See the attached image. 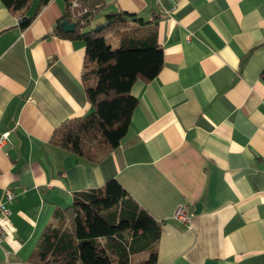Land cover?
Masks as SVG:
<instances>
[{
	"label": "crops",
	"instance_id": "crops-1",
	"mask_svg": "<svg viewBox=\"0 0 264 264\" xmlns=\"http://www.w3.org/2000/svg\"><path fill=\"white\" fill-rule=\"evenodd\" d=\"M103 2L94 24L119 11L157 16L164 62L134 84L126 137L91 165L50 143L64 121L91 111L85 44L52 34L65 0L26 30L0 0V134L9 133L0 203L16 227L0 264H33L54 214L112 179L160 222L156 264H264V0ZM179 206L190 224L174 219Z\"/></svg>",
	"mask_w": 264,
	"mask_h": 264
},
{
	"label": "trees",
	"instance_id": "trees-1",
	"mask_svg": "<svg viewBox=\"0 0 264 264\" xmlns=\"http://www.w3.org/2000/svg\"><path fill=\"white\" fill-rule=\"evenodd\" d=\"M19 16L26 30L52 0H1ZM65 0L63 17L52 34L85 44L82 83L89 100L88 115L68 119L53 132L50 143L97 164L109 156L128 133L138 99L132 88L138 81L150 82L163 67V50L153 20L138 14L112 12L105 16L103 29L94 24L103 0ZM86 11L84 12V10ZM75 23L65 32L62 22ZM154 24V25H153ZM114 37L118 46L108 43ZM264 80V68L261 74ZM160 222L129 198L116 179L104 186L76 194L72 204L54 214V221L40 235L29 260L33 264H156Z\"/></svg>",
	"mask_w": 264,
	"mask_h": 264
},
{
	"label": "built area",
	"instance_id": "built-area-1",
	"mask_svg": "<svg viewBox=\"0 0 264 264\" xmlns=\"http://www.w3.org/2000/svg\"><path fill=\"white\" fill-rule=\"evenodd\" d=\"M72 9L74 16H77V11L80 6L78 0L72 1ZM86 9L84 10V12ZM9 133L0 134V152L3 151L8 142ZM14 198V193L11 190L6 191V199L11 202ZM193 214L188 212L186 206H179L175 213L174 219L183 224H190ZM16 233V227L11 219V210L5 203H0V243L12 237Z\"/></svg>",
	"mask_w": 264,
	"mask_h": 264
},
{
	"label": "water",
	"instance_id": "water-1",
	"mask_svg": "<svg viewBox=\"0 0 264 264\" xmlns=\"http://www.w3.org/2000/svg\"><path fill=\"white\" fill-rule=\"evenodd\" d=\"M62 28H63V30L65 31V32H73V31H75L76 30V24L75 23H68V22H66V21H64V22H62ZM106 25H108V22L106 23V24H100V25H98L96 28H95V30L96 31H98V30H101V29H103ZM196 211L198 212V211H200V209H201V206H200V204H197L196 205ZM196 212V213H197Z\"/></svg>",
	"mask_w": 264,
	"mask_h": 264
},
{
	"label": "rangeland",
	"instance_id": "rangeland-1",
	"mask_svg": "<svg viewBox=\"0 0 264 264\" xmlns=\"http://www.w3.org/2000/svg\"><path fill=\"white\" fill-rule=\"evenodd\" d=\"M107 41L109 44H111L114 48L118 46V41L114 37H108Z\"/></svg>",
	"mask_w": 264,
	"mask_h": 264
}]
</instances>
